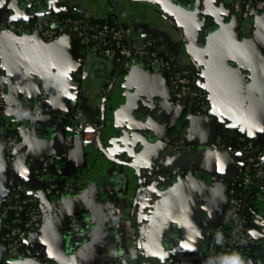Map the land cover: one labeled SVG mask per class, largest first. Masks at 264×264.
<instances>
[{
	"label": "crops",
	"instance_id": "crops-1",
	"mask_svg": "<svg viewBox=\"0 0 264 264\" xmlns=\"http://www.w3.org/2000/svg\"><path fill=\"white\" fill-rule=\"evenodd\" d=\"M244 1L0 0V23L112 18L196 77L180 92L150 58L121 70L77 35L0 29V211L13 179L37 189L42 214L27 256L0 242V264H264V196L246 254L215 255L202 224L228 207L242 143L264 147V1ZM4 134L20 138L12 163Z\"/></svg>",
	"mask_w": 264,
	"mask_h": 264
},
{
	"label": "built area",
	"instance_id": "built-area-1",
	"mask_svg": "<svg viewBox=\"0 0 264 264\" xmlns=\"http://www.w3.org/2000/svg\"><path fill=\"white\" fill-rule=\"evenodd\" d=\"M263 1L245 0V13ZM116 23V21L99 23L84 17L67 16L30 24L2 21L0 29L19 36L36 33L46 41H53L66 34L77 35L80 38V44L87 51L103 53L114 62L116 68L121 70L130 68L132 58L147 57L171 71V79L176 91H192L196 77L191 71L173 68L168 60L154 50L135 47L133 43L131 45L128 32ZM209 109L207 92L199 90L196 93V111L207 113ZM1 139L9 153L7 161L12 163L10 154L20 138L16 134H4ZM254 145V142L249 140L244 146L249 154L238 166V173L248 175L243 182L233 181L229 192V204L220 222L216 225L208 221L202 223L203 227L211 233L209 248L215 255H243L251 249L249 239L251 229L247 218L242 215L243 198L250 191H256V196L259 198L264 196V148L256 152ZM253 168L255 170L251 176L249 174ZM9 185L11 203L4 205L0 211L2 221L0 242L13 257L22 259L27 256V240L41 222L42 214L33 196L37 189L32 183L17 182L11 179ZM227 229L228 233L225 235Z\"/></svg>",
	"mask_w": 264,
	"mask_h": 264
},
{
	"label": "trees",
	"instance_id": "trees-1",
	"mask_svg": "<svg viewBox=\"0 0 264 264\" xmlns=\"http://www.w3.org/2000/svg\"><path fill=\"white\" fill-rule=\"evenodd\" d=\"M105 21H109V22H111V23L115 22V20L112 19V18L107 19V20H105ZM105 21H97V22H99V23H103V22H105ZM116 25H118V24L116 23ZM118 26H119V25H118ZM246 143H247V141H246V142H243V143H242V146H245ZM254 144H255V145H254V150H255L256 152H258V151H260L261 149L264 148L263 146H259V145H258L257 143H255V142H254ZM254 170H255V168L252 169V172H251L249 175L253 176V172H254ZM247 175H248V174H247ZM247 175L241 173V174L238 175V177H237L236 180L239 181V182H243V181L245 180V178L247 177ZM255 195H256V191H250V192L247 193L246 197L243 198L242 215H243L245 218H247V220H248V222H249V227H250V229H251L252 218H253V216H254V214H255V211H256V205H255V203H254ZM239 197H241V196H239ZM246 199H247V200H246ZM227 233H228V229L225 231L224 234L226 235Z\"/></svg>",
	"mask_w": 264,
	"mask_h": 264
},
{
	"label": "water",
	"instance_id": "water-1",
	"mask_svg": "<svg viewBox=\"0 0 264 264\" xmlns=\"http://www.w3.org/2000/svg\"><path fill=\"white\" fill-rule=\"evenodd\" d=\"M131 45H132V42H131ZM0 124H1V109H0ZM247 200V199H246Z\"/></svg>",
	"mask_w": 264,
	"mask_h": 264
}]
</instances>
